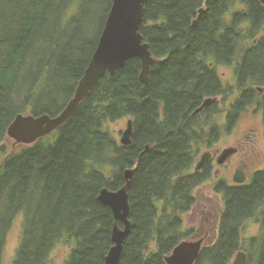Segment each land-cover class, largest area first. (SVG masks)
Wrapping results in <instances>:
<instances>
[{"label": "trees", "instance_id": "obj_1", "mask_svg": "<svg viewBox=\"0 0 264 264\" xmlns=\"http://www.w3.org/2000/svg\"><path fill=\"white\" fill-rule=\"evenodd\" d=\"M104 1L99 27L94 18ZM112 4L0 0V264L20 215L24 229L12 264H50L61 243L71 247L64 264H103L116 220L98 195L103 187L121 188L129 167L133 224L119 264H167L165 257L192 235L184 215L195 205L194 190L212 177L210 165L195 171V164L222 129L210 126L222 110L217 103L194 111L205 98L238 91L228 114L232 129L247 92L253 96L264 79L262 0H147L141 33L156 59L149 83L140 81L142 59L130 58L101 78L68 122L10 149L8 128L19 113L55 116L73 98ZM237 57L229 87L217 69ZM126 117L134 123L129 146L111 127ZM216 190L225 197L218 236L195 264H231L239 250L248 264H264V170L248 185L221 181ZM250 220L261 231L244 245Z\"/></svg>", "mask_w": 264, "mask_h": 264}, {"label": "water", "instance_id": "obj_2", "mask_svg": "<svg viewBox=\"0 0 264 264\" xmlns=\"http://www.w3.org/2000/svg\"><path fill=\"white\" fill-rule=\"evenodd\" d=\"M262 1L264 2V0ZM146 2L147 0H113L98 46L76 87L73 98L55 116L19 113L8 128L7 141L12 139L21 147L24 144L35 143L40 138L51 134L69 121L80 103L86 99L106 73L114 75L124 67L126 61L130 58L140 57L142 59L140 81L144 85L148 84L151 67L156 59L152 55L149 43L144 40L141 33ZM203 11L204 8H201L199 16ZM217 100L218 97L206 98L194 113L202 112L205 108L216 103ZM133 132V119L129 118L127 128L121 135V144L131 145ZM149 150L150 146L147 145L145 152ZM219 152L218 163L224 164L236 152V148L233 146L226 147L219 150ZM211 157L212 153L210 151L204 152L200 156L195 170L201 171ZM134 173V168H127L124 172L125 184L121 188L113 190L103 187L98 195L99 201L112 209L116 220L111 235L113 245L105 256L103 264L120 263L126 240L132 230L133 223L130 219L131 204L128 189L132 185ZM234 181L241 184L244 182V178L235 177ZM203 242V238L181 241L165 257L166 263L195 264L203 249ZM231 264H248L247 252L239 250Z\"/></svg>", "mask_w": 264, "mask_h": 264}, {"label": "rangeland", "instance_id": "obj_3", "mask_svg": "<svg viewBox=\"0 0 264 264\" xmlns=\"http://www.w3.org/2000/svg\"><path fill=\"white\" fill-rule=\"evenodd\" d=\"M103 5L104 9H102ZM103 5H101L100 7L98 19L94 18V21H97L96 23L99 27L103 22L105 9H107L105 1L103 2ZM86 28L88 29V27ZM250 44V42L247 43V46H250ZM240 59V57H237L233 65L218 66L217 70L219 74L222 76L226 85L229 87H234L236 84L235 66L238 62H240ZM260 86L264 87V79L260 83H256L254 85V90L256 91ZM238 95L239 92L237 91L233 95H227L226 98H224L223 96H216L218 97V100L216 102L218 108L222 110L221 113L212 116L210 126L212 128V126L220 124L222 126V129L218 134H214L213 137L216 139H213L211 145H205L201 149L198 160L200 159V156L206 151L217 148L219 150H223L226 147L237 146V143L240 141L241 136L247 129L248 124H253V126L256 127L259 132H262L264 134V123L262 122V120L259 119L258 113L253 112V108L244 110L238 117L235 126L232 129H228V114L232 109V104L236 102ZM128 120L129 118L126 117L111 124V127L114 130L118 141H120L121 139L122 132L127 128ZM7 142H9L10 149L19 147V144L17 145V143L12 139ZM259 143L260 146L258 150H262V154L264 156V135L260 137ZM230 164L231 167H234L232 163ZM218 168H220L221 170H219ZM217 171L218 174H216ZM222 178H224V180H227L230 184H235L232 179V174H230V167L224 168L223 166L219 165L218 162H215L212 168L211 179L198 186L194 190V195L196 197L195 205L190 211H188L184 215L185 228L193 229L192 235L187 240H197L202 237H205L206 245H211L216 241L219 232L220 218L225 207L224 194L216 190L217 183L221 182L220 180ZM24 220V215H20L16 219V222L10 230L5 249L3 264L13 263V260L17 253V249L21 242V237L24 229ZM260 231L261 225L259 222L255 220L248 221L243 227V244L245 245L250 238L257 236ZM70 252L71 247L69 245L65 243L59 244L51 252L50 264H64L68 260Z\"/></svg>", "mask_w": 264, "mask_h": 264}, {"label": "flooded vegetation", "instance_id": "obj_4", "mask_svg": "<svg viewBox=\"0 0 264 264\" xmlns=\"http://www.w3.org/2000/svg\"><path fill=\"white\" fill-rule=\"evenodd\" d=\"M246 90L247 89L245 88L242 91V93H240V96H243V93ZM256 91L255 92L253 91V96L251 97L249 96L250 95L249 92H247V97H246L247 102L244 104L245 110L246 109L248 110L249 108H253V112H257L259 115V119L262 120V122L264 123V87L260 86ZM247 126L248 127L241 136V139L237 143V146H233L236 148V152L224 164L218 163L224 168L230 167V174H232L233 182L236 185H239L240 183L234 181L235 177L244 178V182L241 184L248 185L251 183L256 173L264 170V156L262 154V150H258L260 146L259 143L260 137H262V135L264 134L262 132H259V130L253 126V124L251 125L248 124ZM209 151L212 153V157L207 162L205 167L210 165L211 168H213L214 163L218 162L217 158L219 155V149L217 148ZM230 163H232L234 167H231ZM218 169L221 170L220 168ZM216 174H218V171L216 172ZM221 181L226 182L227 180H224V178H222ZM227 183L230 184L228 181ZM235 184H231V185H235ZM202 238L204 239L203 242V248H204L205 246H207L205 244L206 239L205 237Z\"/></svg>", "mask_w": 264, "mask_h": 264}, {"label": "bare ground", "instance_id": "obj_5", "mask_svg": "<svg viewBox=\"0 0 264 264\" xmlns=\"http://www.w3.org/2000/svg\"><path fill=\"white\" fill-rule=\"evenodd\" d=\"M199 16V15H198ZM196 23V22H195ZM99 43V42H98ZM242 62V61H241ZM244 64V63H243ZM242 65V64H241ZM256 77V76H255ZM261 77V76H260ZM209 98V97H208ZM213 98V97H212ZM206 99V98H205ZM204 99V100H205ZM203 101V100H202ZM206 109V108H205ZM229 112V111H228ZM129 168H134L135 169V167H129ZM134 175H135V173H134ZM221 181V180H220ZM129 193V192H128ZM130 198V197H129ZM130 200V199H129ZM113 243V242H112ZM113 245V244H112ZM111 248V247H110ZM238 252V251H237Z\"/></svg>", "mask_w": 264, "mask_h": 264}]
</instances>
